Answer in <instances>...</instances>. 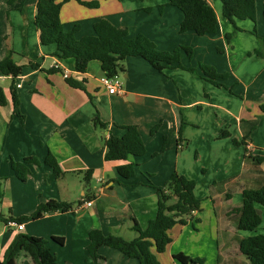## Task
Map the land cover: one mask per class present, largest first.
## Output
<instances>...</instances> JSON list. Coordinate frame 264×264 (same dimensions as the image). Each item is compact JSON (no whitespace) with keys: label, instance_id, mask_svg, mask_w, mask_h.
Segmentation results:
<instances>
[{"label":"crops","instance_id":"1","mask_svg":"<svg viewBox=\"0 0 264 264\" xmlns=\"http://www.w3.org/2000/svg\"><path fill=\"white\" fill-rule=\"evenodd\" d=\"M57 1L62 3L64 30L78 26L76 39L93 35V25L106 19L125 29L129 38L145 36L162 52L185 46L201 49L209 56L214 48L222 49L224 62L209 65L217 73L228 75L222 83L232 86L231 93L182 69L159 73L145 60L128 57L122 62L124 71L117 75L121 93L109 95L100 82L104 75L98 61H91L80 74L73 59H59L54 45L40 44L34 25L36 0H16L11 6L0 0V60L12 51L15 63L23 67L22 75L14 81L22 119L13 111L11 85L1 86L12 79L0 76V88L7 100L0 106V179L5 180L0 204V260L15 236L23 233L48 241L58 264H93L86 252L89 232L98 229L104 235L124 237L129 233L136 238L134 223L145 229L156 215L154 187H161L177 174L196 183L194 195L201 204L187 225H176L168 232L171 243L157 255L159 264H182L174 258L177 254L205 261L208 251L209 260L214 256L213 264L232 261L227 257L232 241L238 248L241 239L252 235L237 230L231 211L241 206L243 190L264 185V160L260 164L253 161V157L264 158V112L260 108L264 104V55H249L259 48L258 37H264L260 28L264 24V0H255V34L249 20L235 33L222 15L221 3L207 0L215 12L217 30L205 36L180 33L182 12L163 0H81L98 1L97 8L75 0ZM231 33L234 37L227 41L226 35ZM193 57L194 53L191 60L182 54V65L195 67L197 62L207 61ZM30 63L44 71L56 70H33ZM65 73L67 78L83 82L85 91L69 86ZM96 118L107 129L97 128ZM126 126L139 131L144 155L106 161L105 139L109 133L122 137V127ZM220 129L229 132L230 138L217 139ZM232 139L240 146L233 145ZM48 153L59 166V177L44 164ZM29 157L39 164L25 163L29 175L21 182L11 163H24ZM127 163L134 165L135 174L123 179L116 168ZM88 172L90 182L86 185ZM207 177L211 178L205 181ZM50 200L70 204L71 210L47 213L28 223L26 220L22 232L2 222L9 217H28ZM86 201L91 202L90 207L80 206ZM261 215L263 219L264 210ZM194 223L210 231V240L219 241L215 254L204 239L200 246L193 241L187 249H175L172 231L181 226L186 233ZM52 237L63 238V245L53 242ZM99 254L104 264H138L107 247H101ZM21 259V264H30Z\"/></svg>","mask_w":264,"mask_h":264},{"label":"trees","instance_id":"2","mask_svg":"<svg viewBox=\"0 0 264 264\" xmlns=\"http://www.w3.org/2000/svg\"><path fill=\"white\" fill-rule=\"evenodd\" d=\"M16 0H6L11 6ZM70 0H64L68 2ZM80 5L88 8H97L98 1L83 2L75 0ZM167 6L175 7L183 14V20L179 26V32H194L197 36H205L216 33L217 19L213 8L207 0H163ZM221 3L223 17L234 27L236 21L249 20L256 22L255 0H218ZM62 3L57 0H36L34 25L39 33V41L43 46L54 45L55 56L59 59H73L76 72L83 74L91 61H98L102 74L107 78H113L123 72L122 62L128 57H139L145 60L159 73L166 69H182L193 75H199L217 88L225 89L231 93V88L223 85L227 78L225 74H219L208 65L198 63L196 67H185L181 63V55L185 54L192 59L193 50L189 47L179 46L172 52H162L155 48L154 44L143 35L129 38L125 29L113 26L106 19H101L93 25L94 34L76 39L78 26L75 25L70 31H65L60 20ZM264 11V10H263ZM231 34L226 35L227 41ZM260 49L254 54L258 57L264 55V37L259 38ZM14 53L9 51L0 60V76L10 77L12 106L14 113L23 118L19 110V101L16 95L15 79L22 75L23 67L15 63ZM29 66L33 70L50 73L54 70L44 71L35 63ZM201 72V75L198 73ZM66 83L72 88L85 91L83 82H77L66 78ZM7 104L3 90L0 88V106ZM264 112V104L260 106ZM94 125L99 129H107V125L97 118ZM125 134L116 137L111 133L105 139L106 161H127L130 157H141L145 153V146L134 126L122 127ZM226 130L220 129L217 139L229 138ZM235 145H240L235 139ZM164 150V146L162 147ZM263 157H253V161L260 164ZM25 163L38 165L34 157L24 159V163H11V170L18 180L25 182L29 171ZM53 173L59 177L62 173L52 156L48 153L44 159ZM118 175L123 179H130L135 174L132 163L120 165L116 168ZM4 179H0V204L3 198ZM86 185L90 182V173L84 177ZM196 183L184 176L173 174L162 187H154L157 196L156 215L149 220L145 229H141L134 223L132 230L137 234L133 240H125L117 235H104L100 230L93 229L88 234L86 252L93 264H104L105 259L99 254L101 247H107L119 252L128 259L136 260L138 264H159L157 255L166 251L171 243L168 232L176 225H186V218L191 217L200 209L201 201L194 195ZM90 198V197H88ZM172 200H174L172 202ZM71 205L50 200L41 203L28 217L2 220L5 224L14 222L23 224L26 220L36 221L51 212H68ZM261 209L264 210V185L257 189H246L241 193V206L231 211L236 228L241 232H254L262 222ZM51 240L58 245H63V238L52 237ZM48 241L43 238L28 236L19 233L7 246L0 260V264H21V258L28 260L30 264H58L55 255L49 250ZM239 252L249 264H264V234L252 235L243 238L238 244ZM182 264H203L200 258H190L182 254L174 257ZM216 264H220L219 261Z\"/></svg>","mask_w":264,"mask_h":264},{"label":"rangeland","instance_id":"3","mask_svg":"<svg viewBox=\"0 0 264 264\" xmlns=\"http://www.w3.org/2000/svg\"><path fill=\"white\" fill-rule=\"evenodd\" d=\"M217 4H219L218 0H215ZM262 16H263V21H264V11L262 13ZM238 25V26H237ZM253 29L251 30V33L252 34H255L257 32V29H256V22L253 23ZM230 27L231 29L236 33V32H241L242 29H244V21H238L236 22V27H234L233 25L230 24ZM260 28L264 29V24H262L260 26ZM234 33V34H235ZM233 33H231V38L234 37V34L232 35ZM230 38V40H231ZM259 38L258 37V41H259ZM260 42H259V48L256 49V50H259L260 49ZM193 50V53H194V57L193 58H201V60H203V57L206 58L207 61H205L206 63H202V62H197L200 63V64H203V65H208V66H211L209 64H217V63H220V62H224L221 57L224 56V53H223V50L221 49H216L214 48L213 49V54L212 55H206L205 52H203V50L201 49H194V48H191ZM255 51H253V53H249V55L251 56V54H254ZM255 55V54H254ZM258 57V56H257ZM263 57V56H262ZM212 58V62H210L209 60H211ZM196 60V59H195ZM196 64V66H197ZM195 66V67H196ZM198 73L201 75V72L198 71ZM227 75V74H225ZM228 76V75H227ZM227 79V78H226ZM225 79V80H226ZM224 80V81H225ZM11 80H8L6 83L2 84L1 86H7V87H4V88H9V86L11 85ZM230 88H232V86H229ZM238 96V95H236ZM219 131V130H218ZM230 138V137H229ZM234 139H232L231 141H233ZM233 143V142H232ZM235 145V144H233ZM235 146H240V145H235ZM243 156V155H242ZM245 158V157H244ZM211 177H207L205 179V181L207 180H210ZM168 181V180H167ZM166 181V182H167ZM205 181H203L201 183V191H203V185L205 183ZM163 184V183H162ZM165 185V183H164ZM163 186V185H162ZM161 186V187H162ZM257 188V187H256ZM262 210V209H261ZM263 211V210H262ZM5 217H8L9 216V213L7 212H3L2 213ZM189 219L190 217L186 218V225L188 224L189 222ZM30 220V219H29ZM27 223L29 222L28 220L26 221ZM231 222V221H230ZM232 223V222H231ZM194 226H189V230L186 231V233L182 232V227L181 226H178L176 227L172 233H171V236L174 240V244H175V249L178 248V247H182L184 249H187L188 247H191V245H194L192 242L194 241L196 244H200L202 243V240L204 239L206 244L208 243V245H210V249L211 251L214 253V251L216 250L215 247H218L219 245V241H216L215 240H210L209 239V236H210V231L208 232L207 230H202V229H199L197 226H195L196 224L194 223L193 224ZM189 232H191L192 234H188ZM198 233L200 232L198 235H195L193 233ZM8 233V232H7ZM11 233V232H10ZM244 234V233H243ZM258 234H264V218L262 219V222H261V225L258 227V229L254 232H246V235H258ZM11 235V234H10ZM30 236V235H28ZM135 234H129V233H124V237H122L123 239L125 240H133L135 237ZM179 237V239H178ZM198 237V238H197ZM197 238V239H196ZM196 239V240H195ZM207 240V241H206ZM217 245V246H216ZM211 253V255L213 254ZM238 253V254H237ZM207 263H206V260L204 261L203 264H213V261H214V256L212 258L211 256V260H209V251L207 252ZM215 254V253H214ZM227 257H231L232 261H226L225 263L223 264H249L248 261L245 259V257L243 255L240 254L239 252V248H237V242L236 241H232V246L230 247V250H229V254L227 255ZM158 260V259H157ZM159 263V262H158ZM180 263V262H179Z\"/></svg>","mask_w":264,"mask_h":264},{"label":"built area","instance_id":"4","mask_svg":"<svg viewBox=\"0 0 264 264\" xmlns=\"http://www.w3.org/2000/svg\"><path fill=\"white\" fill-rule=\"evenodd\" d=\"M64 76L67 78L68 77L67 73H65ZM100 82H101L102 86L106 89V91L108 92L109 95H118L121 93V82L119 81L117 76H115L113 78H107V77L103 76L101 78ZM18 87H19V85H18ZM181 147L182 146L180 145L179 148H181ZM80 206L90 207L91 202L90 201L83 202ZM7 225L10 227H14L17 232H22L24 229L23 224H17L14 222H9Z\"/></svg>","mask_w":264,"mask_h":264}]
</instances>
